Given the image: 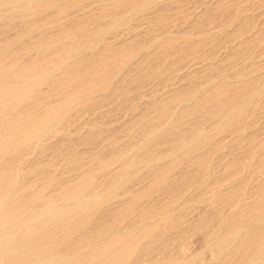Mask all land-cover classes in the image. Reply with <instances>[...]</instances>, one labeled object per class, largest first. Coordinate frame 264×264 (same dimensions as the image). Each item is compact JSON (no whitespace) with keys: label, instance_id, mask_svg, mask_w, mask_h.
<instances>
[{"label":"rangeland","instance_id":"374dc122","mask_svg":"<svg viewBox=\"0 0 264 264\" xmlns=\"http://www.w3.org/2000/svg\"><path fill=\"white\" fill-rule=\"evenodd\" d=\"M7 191L0 264H264V0H0Z\"/></svg>","mask_w":264,"mask_h":264},{"label":"bare ground","instance_id":"6f19581e","mask_svg":"<svg viewBox=\"0 0 264 264\" xmlns=\"http://www.w3.org/2000/svg\"><path fill=\"white\" fill-rule=\"evenodd\" d=\"M11 102V101H10ZM47 117V116H46ZM55 113H54V115H50L49 117H47L46 119L44 118V120H41V121H39V122H37L36 121V123H35V128H34V130L32 129V131H30V132H34L33 134H34V136L36 137L39 133H41L46 127H48L49 126V123H51V121H53L54 119H55ZM42 118V117H41ZM47 131H45V133H46ZM32 134V135H33ZM31 135V136H32ZM44 135V134H43ZM29 136V135H28ZM41 136V135H40ZM39 136V137H40ZM11 195V193L9 192V191H7V192H5V193H0V201H2L3 202V200L5 199V198H7L8 196H10ZM75 199V198H74ZM85 199H87V198H85ZM78 206H80V205H78ZM80 211H81V209H80ZM54 213V212H53ZM52 213V214H53ZM71 214V213H70ZM39 217V216H38ZM38 217H36V218H38ZM66 218V217H65ZM41 219V218H40ZM33 220H37V219H33ZM51 220V219H50ZM30 222V221H29ZM68 223V222H67ZM29 225V224H28ZM41 225H43V224H40V223H37V224H33V229H36V228H39ZM54 225V224H53ZM46 226V225H45ZM48 227V226H47ZM38 231H39V229H38ZM41 231V230H40ZM37 232V231H36ZM50 232V231H49ZM12 237H13V235H11ZM4 239V238H3ZM10 241V240H9ZM13 243V242H12ZM5 246V245H4ZM14 250V249H13ZM12 251V250H11ZM10 252V251H9ZM13 252V251H12ZM56 257H58L57 255H56ZM53 257L51 256V259H52ZM62 258V257H61ZM263 258V257H262ZM51 259L49 258L48 260H50L51 261ZM62 259H64V258H62ZM67 259V258H66ZM256 259V258H255ZM264 259V258H263ZM48 260H46L45 259V261H48ZM54 260V259H53ZM43 261V260H42ZM72 261V260H71ZM37 263V262H36ZM60 263V262H59ZM38 264H40V263H38ZM42 264V263H41ZM47 264H53V262L52 263H47ZM152 264V263H151Z\"/></svg>","mask_w":264,"mask_h":264}]
</instances>
